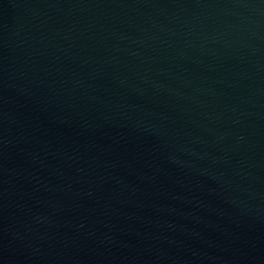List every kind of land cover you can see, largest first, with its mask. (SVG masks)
<instances>
[{"label":"water","instance_id":"95a60500","mask_svg":"<svg viewBox=\"0 0 264 264\" xmlns=\"http://www.w3.org/2000/svg\"><path fill=\"white\" fill-rule=\"evenodd\" d=\"M0 264H264V0H0Z\"/></svg>","mask_w":264,"mask_h":264}]
</instances>
